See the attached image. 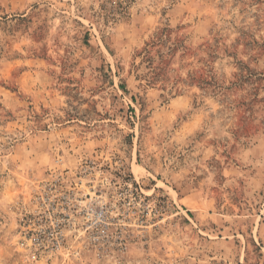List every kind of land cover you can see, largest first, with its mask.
Returning <instances> with one entry per match:
<instances>
[{"label": "rangeland", "instance_id": "374dc122", "mask_svg": "<svg viewBox=\"0 0 264 264\" xmlns=\"http://www.w3.org/2000/svg\"><path fill=\"white\" fill-rule=\"evenodd\" d=\"M0 264H264V0H0Z\"/></svg>", "mask_w": 264, "mask_h": 264}, {"label": "built area", "instance_id": "2783aa9c", "mask_svg": "<svg viewBox=\"0 0 264 264\" xmlns=\"http://www.w3.org/2000/svg\"><path fill=\"white\" fill-rule=\"evenodd\" d=\"M61 202L62 204L72 203V208L75 210L73 212L79 213V220L71 223L68 230L65 218L71 220L72 215L70 213L61 212L64 214L62 219L49 217L43 222L41 219L32 217L29 220V225L31 226L30 240L34 247L50 256H58L62 250H65L64 245L67 238L71 237L68 233L73 236L71 238L74 241L81 240L93 248L94 246L103 248L107 245L110 222L105 209L96 208L91 202L78 209V204L74 200L70 202L66 196L61 197Z\"/></svg>", "mask_w": 264, "mask_h": 264}]
</instances>
